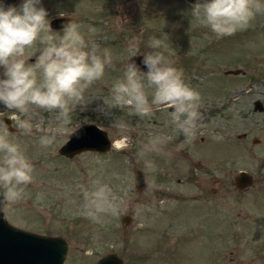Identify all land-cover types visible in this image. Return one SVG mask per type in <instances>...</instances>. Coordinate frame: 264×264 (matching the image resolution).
<instances>
[{"label": "rangeland", "instance_id": "1", "mask_svg": "<svg viewBox=\"0 0 264 264\" xmlns=\"http://www.w3.org/2000/svg\"><path fill=\"white\" fill-rule=\"evenodd\" d=\"M38 6L48 20L62 14L79 24L85 41L98 45V54L107 53L111 64L72 107L69 131L52 145L41 146L35 127L28 135L11 120L8 138L32 163L34 179L22 186L23 197L11 210L2 206L3 217L31 232H71L65 264H91L108 253L122 264H264V12L246 30L218 38L186 0H41ZM50 34L63 36L64 29ZM153 38L167 44L155 51L171 59L201 95V118L191 140L175 132L173 110L161 108L142 119L129 108L112 107L111 89L124 78L130 42L139 40L143 55L154 50ZM30 51L27 63L34 65ZM146 91L151 99L152 89ZM33 111L34 126H57L55 111ZM0 112L10 115L2 104ZM86 123L106 131L110 150L59 155L71 130ZM125 135L131 137L128 147L114 146ZM155 135L170 137L173 151L138 156L140 146ZM145 161L156 170L146 168ZM134 168L146 182L140 193L133 187ZM238 171L253 176L241 191L232 185ZM96 181L129 204L127 226L119 222L124 213L104 215L100 222L83 214V192L92 191Z\"/></svg>", "mask_w": 264, "mask_h": 264}, {"label": "clouds", "instance_id": "2", "mask_svg": "<svg viewBox=\"0 0 264 264\" xmlns=\"http://www.w3.org/2000/svg\"><path fill=\"white\" fill-rule=\"evenodd\" d=\"M40 3L41 0H22L18 7L0 3V68L4 69V78L0 79V104L18 129L31 135L35 127L41 134L39 143L48 147L57 136L69 131L72 107L78 106L85 90L102 78L111 58L107 53L102 58L98 54L99 46L86 42L79 31L80 25L73 21L63 27V36L50 34L48 13L38 6ZM193 5V15L218 38L246 30L256 14L264 12L260 0H196ZM150 46L154 50L143 54L140 61L147 69L145 72L134 59L140 55L139 40L130 42L124 78L111 89L112 107L129 108L142 119H150L161 108L173 109L169 115L175 132L191 140L201 118V95L185 82L183 71L174 67L171 59L155 51L167 47L164 41L153 38ZM26 50H31L29 55L36 57L34 65L27 63ZM146 89H152L151 99ZM34 108L55 111L57 126L47 129L40 124L34 126L31 122ZM4 115L0 112V188L3 189L0 203L11 210L23 197L22 186L33 182L34 168L20 146L9 140ZM76 130L72 129V134ZM169 139L151 136L140 146L138 156L172 152L170 148L165 150ZM130 142V136L121 139L125 148ZM145 167L156 170L152 161H145ZM83 197V214L93 222H100L104 215L126 213L129 207L111 187L99 181L94 182L92 191L85 190ZM86 254L90 255L91 251Z\"/></svg>", "mask_w": 264, "mask_h": 264}, {"label": "water", "instance_id": "3", "mask_svg": "<svg viewBox=\"0 0 264 264\" xmlns=\"http://www.w3.org/2000/svg\"><path fill=\"white\" fill-rule=\"evenodd\" d=\"M20 0H0L5 5L15 6ZM194 4L196 0H186ZM70 17L59 15L49 20L52 30H59L66 26ZM140 65L141 71H147L140 61L142 55L134 58ZM128 59L125 63L127 64ZM238 70H227L225 74H238ZM4 123L11 130L10 120L7 116L3 117ZM75 134L72 131L67 135L65 142L57 149V153L63 157L71 158L84 151L96 153H106L110 150L112 142L108 138L105 130L95 124L86 123L80 125ZM252 139V143L257 142ZM134 190L137 193L146 187L145 178L138 168L133 169ZM253 177L246 171H238L233 178L232 185L237 190H243L250 186ZM0 191H2L0 189ZM3 196L0 194V201ZM3 204L0 203V264H64L67 245L61 237H48L27 231L11 225L2 213ZM120 225L125 227L131 222L129 214H121L119 217ZM92 264H122V260L115 253H108L99 257Z\"/></svg>", "mask_w": 264, "mask_h": 264}, {"label": "flooded vegetation", "instance_id": "4", "mask_svg": "<svg viewBox=\"0 0 264 264\" xmlns=\"http://www.w3.org/2000/svg\"><path fill=\"white\" fill-rule=\"evenodd\" d=\"M22 0H20L19 1V3L21 2ZM18 3V4H19ZM18 4H16L15 6H17ZM60 15H62V14H60ZM56 16H59V15H55V16H52L50 19H52V18H54V17H56ZM49 19V20H50ZM167 110H173V109H167ZM5 116V115H4ZM8 117V116H7ZM10 120V124H11V119H9ZM10 132H11V130H9ZM65 142V141H64ZM63 142V143H64ZM62 143V144H63ZM61 144V145H62ZM167 148H170V149H172V147H171V145H167L166 146V150H168ZM253 177V176H252ZM244 190V189H243ZM239 191H241V190H239ZM210 192L211 193H214V192H216V191H214V190H210ZM25 230V229H24ZM50 230V229H49ZM46 231V232H41V233H39V232H35V233H37V234H40V235H44V236H48V237H61L64 241H65V243H66V245H67V249H66V255H65V259H64V261H63V263L65 264V261L67 260V257H68V255H69V242H71V232H69L67 229H65L66 231L65 232H63V233H61V234H59V233H56V232H52V231ZM29 231V230H28ZM34 232V231H33ZM95 262V261H94ZM93 262V263H94ZM92 264V263H91Z\"/></svg>", "mask_w": 264, "mask_h": 264}, {"label": "bare ground", "instance_id": "5", "mask_svg": "<svg viewBox=\"0 0 264 264\" xmlns=\"http://www.w3.org/2000/svg\"><path fill=\"white\" fill-rule=\"evenodd\" d=\"M120 141H116L115 143H114V146H120Z\"/></svg>", "mask_w": 264, "mask_h": 264}]
</instances>
